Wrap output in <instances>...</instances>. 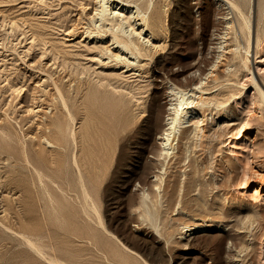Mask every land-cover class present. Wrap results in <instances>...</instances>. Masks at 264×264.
<instances>
[{
	"label": "rangeland",
	"instance_id": "rangeland-1",
	"mask_svg": "<svg viewBox=\"0 0 264 264\" xmlns=\"http://www.w3.org/2000/svg\"><path fill=\"white\" fill-rule=\"evenodd\" d=\"M125 1L143 12L152 3L151 31L161 47L144 53L133 75L108 61L105 45L87 39L86 31L110 37L90 20L98 0H0V264H47L22 234L66 264H144L106 235L95 214L92 222L85 221L90 226L74 220L75 228L87 231L85 239L64 234L68 226L57 210L79 207L75 194L55 190L57 184L65 186L70 152L77 156L105 228L148 264H234L235 249L248 239L240 223L251 218L261 224L254 246L264 232V203L237 186L241 170L228 151L231 135L217 132L210 120L212 130L196 164L171 159L161 197L152 183L162 162L158 137L166 129L170 104L168 70L187 77L201 52L216 47L212 32H223L221 18L227 14L236 26L231 44L238 52L229 81L206 86L207 111L221 104L236 127L251 115L242 133L249 147L243 151L264 167V111L259 119L257 112L241 115L232 109L233 97L243 91L240 84L253 87L245 64L264 91V74L256 70L257 57L264 56L263 0H230L250 17V37L221 0ZM211 68L202 65L206 72ZM34 168L45 174L42 183ZM139 184L157 204L156 228L142 219ZM186 226L199 229L188 233ZM105 252L113 260L106 262Z\"/></svg>",
	"mask_w": 264,
	"mask_h": 264
},
{
	"label": "bare ground",
	"instance_id": "bare-ground-1",
	"mask_svg": "<svg viewBox=\"0 0 264 264\" xmlns=\"http://www.w3.org/2000/svg\"><path fill=\"white\" fill-rule=\"evenodd\" d=\"M221 1L223 2V5L228 6L227 8H230L232 12H235L234 15H238L242 22L240 23V20L238 21L240 23L239 30H241L242 33L243 31H247L250 37L252 30V21L250 17L244 15L239 4L230 0ZM150 9H152L151 2L146 11L143 12L136 4H132L129 1L98 0V8H96L94 13L90 16V20L95 27L99 29H107L110 37L107 40L104 38L105 36L94 35L93 32L88 33V31H86L87 39L105 45L104 51L109 54L107 58L108 61L113 59L116 63L123 66V73H131V75H133L139 71L137 67L140 66L144 53L157 52L161 48L158 45L160 41L155 34H153V31H151L150 17L148 15ZM259 11L261 13L264 11V0L259 5ZM228 16L230 15L227 14V16L221 18L224 25L222 29L223 32H212L213 38L211 39V44L217 42L216 47H212L209 53L207 52L205 54L204 52H201L200 61L192 67L187 77H182V80V78H179L180 73L178 71L168 70L172 81L168 92L170 104L167 108L168 115L166 119V129L160 137H158L161 146V169L158 171L157 175L153 176L154 180L152 181L154 192L159 196L162 191H164V188H166V185L169 184L170 177L167 173L170 160L173 158H179L181 159L179 162L187 161L188 164L194 166L198 159L197 154L204 150L207 140L209 139L208 133L211 126L214 125L217 132L224 133L226 136L231 135L228 139L229 143H227L229 147L228 151L231 155L234 154V158L238 161L241 170L237 186L243 187L246 190V193L250 194H248V196L252 199H259L258 201L264 203V194L262 195L260 192L263 187L262 185L264 184L263 164L258 161L254 162V159L248 158L245 151H243L245 148L249 147L247 145V137L242 135V133L248 124L247 116L251 115H246L241 126L236 127L234 122H232L233 116L227 114V112H222L221 104L207 111V108L211 106H209L210 103L205 97V92L207 91L206 86L210 83L229 81L226 77H228L227 74L230 72V68H233L231 59L232 56L234 54L236 55V52H238V48L231 44V39L237 37L236 26L232 17L228 18ZM248 35L247 39L249 38ZM258 38L259 37H257V39ZM257 59L256 70L257 72L264 74V56L257 57ZM246 62L247 61H245V63ZM202 65H212V68L209 69V72L207 70V73L202 69ZM244 66L247 68V78L252 81L253 87L251 89H246L244 87V82L240 84L243 91L237 98L233 97L234 106L232 109L241 115H245L246 112L249 114L257 112V114H259V119H263L261 110L264 111V91L255 81L254 76L252 75L253 73H251L247 64ZM181 86H185L186 88H182ZM206 111L209 112V115H206ZM215 116L216 118H214ZM208 120H210L209 123L211 126L208 124ZM46 145L50 148H55L53 143L49 140H46ZM195 149H198L199 151L197 152ZM68 151L66 150L65 152L67 153ZM179 153L180 155L178 156ZM256 158H258V156H256ZM27 163L30 166V162ZM250 163H255L254 167H251ZM65 165H67L65 166L64 171L66 176L64 181L66 187L64 186L63 189L62 186H60L61 184H57V189L55 190L65 194H75L79 207L75 206L73 210H68L66 213L62 214V210H57L58 219L68 226V228L64 230V234L79 238L83 237L85 239L87 231L85 232L82 229L75 228L76 226L74 222L76 221L74 220L77 219L78 221L81 220L84 222L86 220L91 221V214H95L98 218V226L103 229L106 235L115 239L121 245L123 250L125 249L128 253L134 255V257L136 256L144 264H148L140 254L126 247L113 233L105 228L103 219L101 218L99 210L96 208V203L79 168L75 153H69ZM34 172L37 175L39 182L42 183L45 174L36 168H34ZM74 174L76 177H74ZM183 180L184 178H181L178 181V185L181 186ZM215 185H217V182ZM145 187L146 186L139 184L137 189L141 192V208L143 210L142 219L148 220L152 226L156 228L158 223L157 204L151 201L148 189ZM73 201L75 200L73 199ZM262 218L264 220V217ZM87 222H85V224H88ZM184 228L188 233H193V231L199 229L190 226ZM261 228V224L251 218H247L240 223L243 238L248 239L243 240V244L239 249H235L233 258L234 264H264V232L255 246L252 243V239L257 236ZM19 236H21V234ZM21 237L27 247L47 264H66L60 259L46 253L41 246L37 245L35 240L33 241V239H31L32 236L29 237L22 234ZM97 249L100 250L99 248ZM50 250L54 251L55 248L50 246ZM100 251L103 252L104 249ZM104 254L106 262L113 260L109 259L106 252Z\"/></svg>",
	"mask_w": 264,
	"mask_h": 264
}]
</instances>
